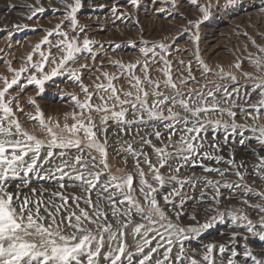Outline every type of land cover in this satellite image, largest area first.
Instances as JSON below:
<instances>
[{
  "label": "snow or ice",
  "instance_id": "6c2138e0",
  "mask_svg": "<svg viewBox=\"0 0 264 264\" xmlns=\"http://www.w3.org/2000/svg\"><path fill=\"white\" fill-rule=\"evenodd\" d=\"M58 2L77 35L70 37L63 31L61 21L46 30L47 35L19 69L5 62L11 78L0 74V264H264V247L254 250L249 244L252 239L264 242V46L252 41L257 49L248 54L253 71L241 72L253 83L239 85L238 77L220 65L214 71L199 56L200 26L210 19L213 4L211 0L207 4L187 0L201 14L188 21L190 27L178 30L171 44L141 48L142 62L113 61L119 73L103 72L107 83L95 84V92H90L82 72L92 69L88 64L72 67L86 59L85 54H91L93 62L98 54L93 51L97 42L87 37L77 18L83 0ZM167 2L173 8L179 6L177 0ZM130 3L138 8L140 0ZM239 4L240 0H215L217 9ZM29 10L31 15L26 18L32 20L45 8L30 6ZM111 11L117 18L122 15L115 6ZM260 11L264 13V3ZM15 27L26 29L28 25ZM190 31L202 84L193 74L192 61H178L188 75L181 73L174 80L172 62L167 59L179 38ZM54 33L62 37L55 45L60 55L50 60V53L46 55L41 47H53L49 37ZM37 53L40 60L33 62ZM150 63L163 64L156 69L165 77L163 82L150 77ZM137 67L144 73L143 81L135 75ZM232 67L239 70L241 62L237 60ZM63 75L77 83L84 95L81 100L70 94L74 108L64 113L63 122L59 117L45 118L33 97H28V103L36 114L25 113L19 95L9 91L14 85L19 92L32 85L39 96L47 82ZM121 78L135 91L117 88L113 81ZM226 80L232 84L217 83ZM189 81L198 87L185 92L182 89ZM145 82L152 89L151 99ZM241 88L247 89L243 95L246 106L235 103ZM94 95L100 103L93 102ZM237 107L250 123L237 122L233 110ZM17 112L38 122L44 137L27 131ZM109 122L115 126L111 132ZM219 133L223 135L218 138ZM111 137L115 139L110 143ZM250 143L254 146L249 148ZM237 145L248 148L254 159H236ZM225 146L227 157L221 154ZM110 148L125 165L116 172L108 163ZM129 158L132 170L127 168ZM41 182L50 186L45 188ZM188 201L200 205L202 220L193 210L187 213L191 222H184ZM226 220L233 228L227 244L190 246ZM129 235L133 244L127 242ZM238 237L244 241L241 249L236 247Z\"/></svg>",
  "mask_w": 264,
  "mask_h": 264
},
{
  "label": "rangeland",
  "instance_id": "374dc122",
  "mask_svg": "<svg viewBox=\"0 0 264 264\" xmlns=\"http://www.w3.org/2000/svg\"><path fill=\"white\" fill-rule=\"evenodd\" d=\"M68 2L71 3L72 0H68ZM208 2L209 0H199L200 4H207ZM177 3L179 5L178 8H173L167 0H140V5L137 8L131 5L130 0H83V7L77 13V18L80 25L85 27L87 37L97 42L93 45V51L98 54L94 62L91 59V54H85L87 58L79 60L72 67L88 64L89 68L92 69V71L83 70L82 72V81L84 85L88 86L90 92H95V84L107 83L106 78L102 75L103 72L110 74L119 73L120 69L113 66V61H121L125 64L144 61L145 57L140 51L141 48L145 46L151 47L153 44L158 43L171 44L172 38L177 36L178 30L190 27L188 21L194 20L201 15L187 0H177ZM211 3L213 7L210 19L202 23L199 30V56L214 71H218L217 65L223 66L225 72H232L238 77L239 85H249L253 82L246 80L241 75V72L253 71V68L248 63V54L257 51L252 41L255 40L256 44L264 46V38L261 36L264 33V13L260 11V5L264 3V0H240L238 6L228 10L217 9L215 7V0H211ZM221 3H223V0H221ZM101 4L105 7H97ZM9 5H14L15 7L10 8ZM30 6H43L45 11L37 13L32 20H28L26 17L31 15ZM113 6L121 11L122 15L119 18L111 11ZM64 12L65 9L58 0H39V3H37V0H0V49L3 50L0 51V74L11 78L12 73L7 70L8 64L5 62L11 61V67L19 69L25 62L27 55L33 52L34 46L47 35L46 30L54 29L61 21H64L63 31L69 32L70 37L77 35L76 32L70 30ZM182 17H187V19ZM16 25H28V28L17 29ZM32 29H35V31H32ZM192 31H195V29H192ZM10 32L12 33L11 37L8 35ZM83 38L84 35L80 34V39L83 40ZM49 39L53 47L49 48L48 45H42L41 50L46 55L50 53L49 59L51 60V57H58L60 55L55 45L62 37L54 33ZM115 44H119L120 47L114 48ZM176 47L189 49L190 51H176ZM156 50L159 52L158 48ZM194 50L191 31L184 33L167 56V59L172 62L174 80H178L181 73L185 77L188 75L184 70V66L178 63L179 60H183L185 64L192 61L193 74L196 80L200 81L201 84L205 83L201 79V72L198 70L200 66L193 55ZM149 55L151 56V54ZM39 60V54H34L33 62H38ZM237 60L241 62L239 70L232 67ZM162 67V63L156 65L149 64V75L153 80L164 81L165 77L156 70ZM45 70H49L48 65H46ZM135 75L139 76L142 81L144 80V73L141 68L137 67ZM209 79L215 78L210 76ZM21 83H24L23 77H21ZM113 83L117 88L123 86L125 91H135L129 88L128 83L123 78L115 80ZM217 83L231 85L232 81H217ZM0 87H2V82H0ZM144 87L149 91L151 99L152 89L148 87L146 82ZM189 87L194 89L198 85L189 81V84L182 90L187 92ZM9 91L14 96L19 95V103L25 109V113L36 114L35 108L28 103V97H33L41 110H43L45 118L49 116L59 117L61 122H63L64 113H69L74 108V102L70 94L74 93L81 100L84 99L79 85L69 80L67 75L54 77L52 81L47 82L44 93L39 96L36 95L35 86L32 85L25 88L23 92H19L18 86L14 85ZM164 91L169 92L167 89H164ZM245 91L247 89L241 88V95L235 101L238 106H246L243 98ZM100 94L107 97V93L101 92ZM93 102L100 103L95 95L93 96ZM13 103L15 104V101ZM233 110L237 112L236 120L238 123H250V121H245L242 118L239 107ZM93 115L95 116L96 114L93 113ZM17 116L27 131L41 138L44 137V132L38 122L29 120L28 116L24 113L17 112ZM129 118L131 117L129 116ZM224 119H228V117L225 116ZM261 121L264 122V117L261 118ZM68 123H72V120L69 119ZM97 123H99V117H97ZM109 123L111 125V122ZM112 127L115 126L111 125L109 128L110 132ZM222 135L223 133H219L218 138ZM247 135L250 134L246 133ZM114 139L115 137H111L110 143ZM252 146L254 144L250 143L249 148ZM235 152L236 159H254L249 149L244 146L237 145ZM221 154L227 157V146L224 147ZM108 163L113 172H116L118 168L125 167L122 157L115 156L111 148L109 149ZM127 168L128 170H132L131 158H129ZM145 170L147 171V169ZM195 171L197 175L201 174L199 169ZM41 183H43L45 188L50 186L48 183ZM257 183L259 184V182ZM73 190L69 189V191ZM24 191L27 192V189ZM45 196H47V193H45ZM69 203H71V200ZM193 210L197 212L198 218L203 219V216H200V205L188 201V205L185 208V216L182 218L185 223L191 222L187 218V213ZM232 231L233 228L230 221L218 222L212 228L205 231L198 240H193L190 246L201 249L203 244L209 242L227 244L229 240L228 234ZM127 242L133 244L130 235L127 237ZM243 243L244 241L238 237L236 243L237 249H241ZM249 244L254 250L264 247V242L255 239L250 240ZM130 250H134V248ZM229 254L226 253L225 255Z\"/></svg>",
  "mask_w": 264,
  "mask_h": 264
},
{
  "label": "bare ground",
  "instance_id": "6f19581e",
  "mask_svg": "<svg viewBox=\"0 0 264 264\" xmlns=\"http://www.w3.org/2000/svg\"><path fill=\"white\" fill-rule=\"evenodd\" d=\"M98 1V0H97ZM7 21V20H6Z\"/></svg>",
  "mask_w": 264,
  "mask_h": 264
}]
</instances>
